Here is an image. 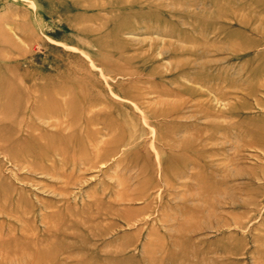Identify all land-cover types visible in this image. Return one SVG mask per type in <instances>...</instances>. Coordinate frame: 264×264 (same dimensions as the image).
I'll return each instance as SVG.
<instances>
[{"label":"rangeland","instance_id":"1","mask_svg":"<svg viewBox=\"0 0 264 264\" xmlns=\"http://www.w3.org/2000/svg\"><path fill=\"white\" fill-rule=\"evenodd\" d=\"M0 264H264V0H0Z\"/></svg>","mask_w":264,"mask_h":264}]
</instances>
